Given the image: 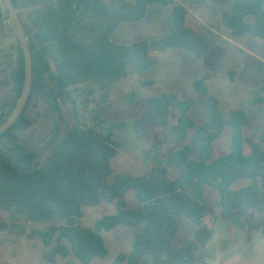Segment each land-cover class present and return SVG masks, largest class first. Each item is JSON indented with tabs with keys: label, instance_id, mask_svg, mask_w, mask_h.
I'll list each match as a JSON object with an SVG mask.
<instances>
[{
	"label": "trees",
	"instance_id": "1",
	"mask_svg": "<svg viewBox=\"0 0 264 264\" xmlns=\"http://www.w3.org/2000/svg\"><path fill=\"white\" fill-rule=\"evenodd\" d=\"M183 1L224 5L232 0ZM41 2L13 0L30 42L33 85L23 114L0 135V213L5 212L10 219L6 222L0 216V232L41 239L46 248L43 259L50 264L70 255L90 264L109 256L103 233L119 225L134 227L145 221L131 251L120 253L114 264H197L198 252L213 236L210 228L202 226L208 209L206 189L210 187L219 193L222 214L232 224L249 231L245 219L252 217L262 226L251 234L264 240V149L243 134L244 127L250 125L247 113L243 109L224 110L221 101L210 95L207 76L197 79L194 91L186 96L164 92L147 97L144 112L133 123L138 141L150 144L152 151L162 150L165 144H184L169 155L166 165L151 168L147 176L113 177L112 161L124 143L115 138L114 131L104 133L82 122L64 136L56 131L55 150L44 166L38 164L37 155L26 144L16 143L17 134L34 123L27 115L30 105L44 103L60 116L63 105L76 107V89L94 87L109 95L135 73L153 69L157 60L152 52L176 49L201 59L222 40L212 30L189 28L188 9L176 5L175 0H49L46 8L32 11L29 21H25L22 10H35ZM154 5L173 6L166 36L128 45L115 42L114 35L121 25L141 22ZM251 17L254 21L248 23ZM4 18L10 20L2 0L0 20ZM97 20L104 26L93 38H73V28ZM223 21L234 40L252 35L264 42V0H235ZM18 51L17 64H8L9 72L0 83L10 88L0 110V125L13 112L23 91L25 64L20 44ZM201 96L207 97L206 122L199 126L191 111ZM172 108L179 111L175 125L170 123ZM166 128H171V138L160 135L155 139L156 131ZM226 128L231 129L230 151L215 158L214 145ZM260 139L264 143V131ZM8 142H14L13 146ZM169 168H177L179 177L170 179ZM243 180L250 182L240 189L233 188ZM131 190L141 205L138 210L124 199ZM102 202H117V213L98 220L92 228L78 224L85 208ZM181 216L194 222L197 229L190 240L175 248ZM23 218L48 227L28 233Z\"/></svg>",
	"mask_w": 264,
	"mask_h": 264
},
{
	"label": "rangeland",
	"instance_id": "2",
	"mask_svg": "<svg viewBox=\"0 0 264 264\" xmlns=\"http://www.w3.org/2000/svg\"><path fill=\"white\" fill-rule=\"evenodd\" d=\"M234 1L224 5L210 2L191 5L183 0H175L176 5L188 9L189 28L198 32L212 30L222 38L221 42L201 59L176 49L167 53L152 52L151 55L157 60L153 69L142 74L135 73L129 81L116 85L109 95L94 87L91 90L76 89V107L71 104L63 105L60 116L55 115L44 103L30 105L27 115L34 123L27 131L17 134L16 143L26 144L29 150L37 155L38 164L44 166L55 150L53 137L56 131L64 136L82 122L104 133L114 131L115 138L124 143L120 154L112 161L113 177L147 176L151 168L166 165L169 155L184 146L165 144L162 150L152 151L150 144L138 141L133 123L144 112L147 97L164 92H178L186 96L194 91V82L197 79L207 76L206 83L210 95L221 101L224 110L243 109L250 120V125L243 129L244 136L260 143L264 149V143L260 139L264 131V42L252 35H246L240 40L232 38L231 31L224 24L223 16L230 11ZM48 3L49 0H42L35 10H22L23 19L29 21L32 11H40L46 8ZM172 10L173 6H151L141 22L121 25L114 35L115 42L128 45L166 36L169 33L168 19ZM253 21V17L247 19L248 23ZM103 26V21L88 22L73 28L72 36L76 40L87 41ZM18 44V36L10 20H0V83L9 72L8 64H17ZM146 82L153 85H145ZM9 93L10 88L0 85V110ZM206 101L207 97L201 96L191 111L192 119L199 126L206 122ZM178 117L179 111L172 108L171 125L177 123ZM160 135L170 139L171 128L158 129L155 139ZM13 144L14 142H8L9 146ZM230 146L231 129L226 128L214 145L215 158L226 155ZM179 175L177 168H169L170 179H176ZM249 182L240 181L233 188L240 189ZM205 197L208 209L202 226L210 228L213 236L207 247L198 252L197 264H264V240L251 234L262 225L256 223L252 217H245L249 231H244L222 214L220 195L216 190L207 187ZM124 199L131 208L140 209L135 191L127 192ZM84 212L85 215L78 220V224L92 228L98 220L117 213V202H102L97 206L85 208ZM0 216L4 221H10L5 212H1ZM178 219L179 231L174 242L175 248L190 240L197 229V225L188 218L181 216ZM145 224V221H142L134 227L119 225L113 231L103 233L109 256L106 259L96 258L90 264H114L120 253L131 251L135 237L143 230ZM22 225L28 233L33 230L42 231L48 227L46 223H31L24 218ZM45 250L39 238L31 240L27 236L18 238L8 231L0 232V264H50L43 259ZM56 264L84 263L70 255L67 259L59 257Z\"/></svg>",
	"mask_w": 264,
	"mask_h": 264
},
{
	"label": "water",
	"instance_id": "3",
	"mask_svg": "<svg viewBox=\"0 0 264 264\" xmlns=\"http://www.w3.org/2000/svg\"><path fill=\"white\" fill-rule=\"evenodd\" d=\"M6 8L8 10V14L10 17V21L16 31L18 36L19 44L21 46L24 64H25V81L23 86V91L21 97L7 120L0 125V135H3L8 130H10L13 125L18 121L21 115L24 112V109L28 103L32 85H33V60H32V52L30 48L29 38L26 34L20 12L17 7L14 5L13 0H3Z\"/></svg>",
	"mask_w": 264,
	"mask_h": 264
},
{
	"label": "built area",
	"instance_id": "4",
	"mask_svg": "<svg viewBox=\"0 0 264 264\" xmlns=\"http://www.w3.org/2000/svg\"><path fill=\"white\" fill-rule=\"evenodd\" d=\"M0 1H2V0H0ZM11 22V21H10Z\"/></svg>",
	"mask_w": 264,
	"mask_h": 264
}]
</instances>
